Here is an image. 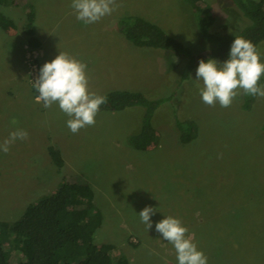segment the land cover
<instances>
[{
    "label": "rangeland",
    "instance_id": "1",
    "mask_svg": "<svg viewBox=\"0 0 264 264\" xmlns=\"http://www.w3.org/2000/svg\"><path fill=\"white\" fill-rule=\"evenodd\" d=\"M199 2L213 7V31L230 32L246 20L231 0ZM71 4L0 3V12L18 25L16 31L0 26V143L18 128L29 133L7 154L0 151V219L18 220L31 203L73 177L82 190H94L103 214L95 241L116 244L114 255L125 254L132 264H178L173 245L155 229L167 216L181 219L208 264H264V98L257 96L250 110L237 97L227 108L206 105L196 69V83L185 82L173 98L198 122L199 135L191 143H181L173 130L170 104L171 110L165 104L156 112L158 135L147 150L128 142L138 130L141 107L100 110L94 126L73 134L58 105L45 108L36 101L34 83L46 62L61 52L86 62L89 87L98 95L115 89L164 94L175 86L181 57L136 46L121 31L120 19L141 15L196 44L190 33L195 17L182 0H116L111 15L88 25ZM28 5L34 7L40 49L29 46L23 30ZM259 53L264 62V45ZM53 145L62 152V167L50 154ZM147 206L157 209L149 230L139 216Z\"/></svg>",
    "mask_w": 264,
    "mask_h": 264
},
{
    "label": "trees",
    "instance_id": "2",
    "mask_svg": "<svg viewBox=\"0 0 264 264\" xmlns=\"http://www.w3.org/2000/svg\"><path fill=\"white\" fill-rule=\"evenodd\" d=\"M9 1L0 0V3ZM182 1L191 8L195 17V26L190 33H194L196 45L169 34L160 25L141 15L125 14L120 19L121 31L136 46L156 48L170 55H179L182 60L178 64L180 68L174 80L175 86L173 90L169 87V93L154 91L148 95L143 91L115 89L104 95L107 103L100 110L143 109L137 124L138 130L128 138L129 144L137 150H147L157 139L154 116L165 104L173 107L172 128L179 141L183 144L194 141L199 135V125L174 104L173 98L178 95V90L185 82H195L192 75L202 59H216L221 64L226 61L236 36H244L252 41L258 52L264 45V0H231L241 8L246 20L230 32L212 30L215 14L210 4H201L199 0ZM28 7V22L23 30L28 36L29 46L40 49L43 41L38 35L34 7ZM0 26L9 31L18 29L16 22L2 12ZM203 44L204 47L197 46ZM174 70L177 67L173 66L172 72ZM259 83H264V76ZM36 93L38 96L37 90ZM256 98L243 95L242 92L237 95L244 110H250ZM261 129L264 131V124H261ZM50 154L57 166L64 165L58 147L51 146ZM81 185L73 177H68L56 191L26 207L18 220L0 219V264H132L127 255H114L116 244L95 241V233L103 224V214L96 205L94 190H82Z\"/></svg>",
    "mask_w": 264,
    "mask_h": 264
},
{
    "label": "clouds",
    "instance_id": "3",
    "mask_svg": "<svg viewBox=\"0 0 264 264\" xmlns=\"http://www.w3.org/2000/svg\"><path fill=\"white\" fill-rule=\"evenodd\" d=\"M71 7L76 12V18L88 25L111 15L118 5L116 0H72ZM262 76L264 62L261 54L253 42L244 36H236L229 58L222 64L216 59H202L196 70V79L203 82L202 87L198 85L202 101L209 106L218 103L223 108L230 107L241 92L246 96L264 98V85L259 83ZM89 80L86 62L61 52L40 69L34 83L39 93L36 101L42 102L45 108L58 105L69 117L67 127L76 134L83 128L94 126L101 106L107 103L106 96L91 91ZM12 123L17 124V120L13 118ZM28 136L24 129L12 131L0 143V151L7 154L16 140H26ZM156 211L147 206L139 213L141 222L148 230L152 227L151 216ZM155 229L173 245L178 264H208L207 256L188 235V228L181 219L167 216L156 223Z\"/></svg>",
    "mask_w": 264,
    "mask_h": 264
},
{
    "label": "crops",
    "instance_id": "4",
    "mask_svg": "<svg viewBox=\"0 0 264 264\" xmlns=\"http://www.w3.org/2000/svg\"><path fill=\"white\" fill-rule=\"evenodd\" d=\"M9 31V30H8Z\"/></svg>",
    "mask_w": 264,
    "mask_h": 264
}]
</instances>
